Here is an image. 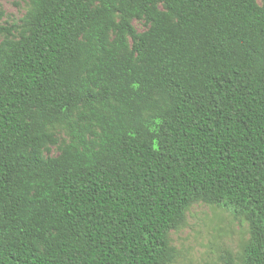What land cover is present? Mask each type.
Returning <instances> with one entry per match:
<instances>
[{"label": "trees", "instance_id": "obj_1", "mask_svg": "<svg viewBox=\"0 0 264 264\" xmlns=\"http://www.w3.org/2000/svg\"><path fill=\"white\" fill-rule=\"evenodd\" d=\"M28 3L0 4V264H172L199 201L264 264V0Z\"/></svg>", "mask_w": 264, "mask_h": 264}, {"label": "rangeland", "instance_id": "obj_2", "mask_svg": "<svg viewBox=\"0 0 264 264\" xmlns=\"http://www.w3.org/2000/svg\"><path fill=\"white\" fill-rule=\"evenodd\" d=\"M6 15L4 25L20 23L29 9L28 0H0ZM138 31L148 28L144 21H135ZM3 37H0V41ZM66 137L59 132L62 142ZM58 146H52L50 155H58ZM170 242L176 248L172 264H243V250L249 241L247 220L236 217L227 208L199 201L186 212L184 223L170 232Z\"/></svg>", "mask_w": 264, "mask_h": 264}]
</instances>
